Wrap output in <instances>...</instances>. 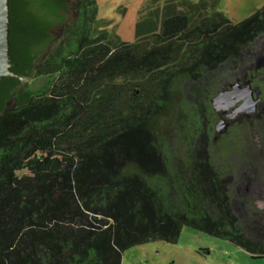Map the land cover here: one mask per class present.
I'll return each instance as SVG.
<instances>
[{
    "label": "trees",
    "instance_id": "trees-1",
    "mask_svg": "<svg viewBox=\"0 0 264 264\" xmlns=\"http://www.w3.org/2000/svg\"><path fill=\"white\" fill-rule=\"evenodd\" d=\"M93 3L78 0L70 22V0H10L12 69L57 76L63 116L50 133L0 137V264H122L135 245L177 243L185 226L263 260L264 240L226 206L216 171L211 194L168 143L174 130L192 149L206 131L197 108L216 121L212 94L201 88L189 103L185 88L241 57L264 33V7L234 22L220 0H145L128 42L93 33ZM24 84L0 80V111L20 90L35 94Z\"/></svg>",
    "mask_w": 264,
    "mask_h": 264
},
{
    "label": "rangeland",
    "instance_id": "rangeland-1",
    "mask_svg": "<svg viewBox=\"0 0 264 264\" xmlns=\"http://www.w3.org/2000/svg\"><path fill=\"white\" fill-rule=\"evenodd\" d=\"M144 1L94 0L90 8L96 10V15L94 21H88V24L95 34L115 33L123 40L133 42L136 39L139 11ZM220 1L221 9L234 22L248 18L264 7V0ZM77 2L78 0L71 4L70 9H74ZM74 18L77 16L68 21L72 22ZM63 27L64 23L59 25L61 34L54 38L55 42L62 40ZM213 73H208V81L202 79L201 82L191 83L190 89L185 84L184 99L189 103L194 100L200 104L202 99L197 92L201 88L206 94H212L210 101L217 115L216 121L213 122L214 117L211 120L208 117L202 118L203 111L197 108L199 120L202 119L201 123L206 131L194 137L192 149L188 150L185 136L174 130L171 131V143L168 145L176 154L175 159L194 161L200 168L199 178L202 179V184L211 194L214 193L211 169H214L217 173L215 182H219L226 206L240 220L247 235L264 240V88L249 80L255 74L260 80H264V33L245 48L238 60L225 62ZM144 77L137 76L134 81ZM27 85V90L33 89L35 94L18 91L10 99L9 114L0 118V128L3 132L7 131V138L31 134L36 136L43 131L50 133L63 116L57 106L60 94L57 76L30 78L25 81V88ZM44 86V90L37 91ZM226 91L231 92L229 98L226 95L223 97L227 100H214ZM174 106L172 108L176 110ZM196 124L193 126L197 127ZM26 172L27 170H22L18 174ZM207 172L210 179L204 175ZM185 175L188 180L190 176ZM224 246L247 253L228 240L185 226L177 243L155 240L135 245L124 252L122 264H203L209 251V263L215 264L217 259L218 264H227L221 260L223 257L227 259ZM231 250L228 251L229 254L236 259V253Z\"/></svg>",
    "mask_w": 264,
    "mask_h": 264
},
{
    "label": "water",
    "instance_id": "water-1",
    "mask_svg": "<svg viewBox=\"0 0 264 264\" xmlns=\"http://www.w3.org/2000/svg\"><path fill=\"white\" fill-rule=\"evenodd\" d=\"M77 0H71L70 5L75 3ZM76 16V11L74 9L68 10V17L67 20ZM11 6L10 0H0V80L6 76L15 77L21 81H28L30 77L24 76L12 69L13 63L11 60ZM59 25H56L53 30L52 34L53 37H57L61 34L59 31ZM231 96V92L226 91L222 92L218 96L214 98L215 101L223 102L222 100L226 99L223 98L224 96ZM213 100V103L215 101ZM227 100V99H226Z\"/></svg>",
    "mask_w": 264,
    "mask_h": 264
},
{
    "label": "crops",
    "instance_id": "crops-1",
    "mask_svg": "<svg viewBox=\"0 0 264 264\" xmlns=\"http://www.w3.org/2000/svg\"><path fill=\"white\" fill-rule=\"evenodd\" d=\"M231 244V243H230ZM223 248L224 249V253L225 255L227 256V259L225 257H223L221 260L223 262H227V264H264V259L263 260H253L250 256L249 253H242V251H238V249H230L229 247L227 246H224ZM229 250L235 252L237 255V258L234 259L233 255L229 254ZM208 256H205L206 258L204 259L205 261L203 262V264H212V263H209L208 259L211 258V253L210 251L207 252ZM202 258V257H201ZM214 262V261H213ZM217 259H216V263L215 264H218L217 263ZM189 264V263H188Z\"/></svg>",
    "mask_w": 264,
    "mask_h": 264
},
{
    "label": "flooded vegetation",
    "instance_id": "flooded-vegetation-1",
    "mask_svg": "<svg viewBox=\"0 0 264 264\" xmlns=\"http://www.w3.org/2000/svg\"><path fill=\"white\" fill-rule=\"evenodd\" d=\"M70 2H71V0H70ZM52 30L53 29H51V32H52ZM253 78L254 77H252V78H250L249 80H250V82H252L253 83ZM23 82H25V81H23ZM254 84V83H253ZM255 85V84H254ZM9 103H10V100H8L7 101V103H6V108L3 110V111H0L1 113H0V118H2V117H4L5 115H7V113L9 114V110H8V107H9ZM9 116V115H8ZM7 131H2L1 130V128H0V137H3V138H6L7 137Z\"/></svg>",
    "mask_w": 264,
    "mask_h": 264
}]
</instances>
